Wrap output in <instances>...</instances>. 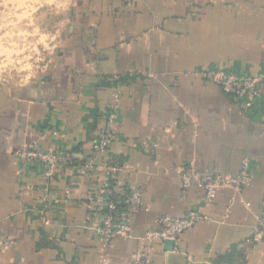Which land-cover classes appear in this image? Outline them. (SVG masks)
I'll list each match as a JSON object with an SVG mask.
<instances>
[{
  "label": "crops",
  "instance_id": "1",
  "mask_svg": "<svg viewBox=\"0 0 264 264\" xmlns=\"http://www.w3.org/2000/svg\"><path fill=\"white\" fill-rule=\"evenodd\" d=\"M54 11L65 16L53 56L25 81H0V222L10 242L0 264H130L138 250L152 264H264V238L252 239L264 201V0H56ZM207 68L260 76L261 97L236 101ZM114 100L116 189L137 185L147 209L128 238L105 247L92 200L102 174L82 166L105 160L91 146ZM32 140L73 156L48 195L29 188L42 183L40 166L13 156ZM245 158L253 175L242 192L221 189L209 205L196 187L182 194L179 167L234 175ZM190 209L211 220L174 244L142 240L161 215Z\"/></svg>",
  "mask_w": 264,
  "mask_h": 264
},
{
  "label": "built area",
  "instance_id": "2",
  "mask_svg": "<svg viewBox=\"0 0 264 264\" xmlns=\"http://www.w3.org/2000/svg\"><path fill=\"white\" fill-rule=\"evenodd\" d=\"M202 75L213 81L226 94L232 96L238 102L253 103L261 97L262 78L244 72L227 69L207 68ZM116 99L117 96H114ZM264 104V97L262 98ZM111 109L106 114L105 126L98 131L92 140L91 151L106 154L103 163L99 164L92 157L84 160L82 169L101 172L102 179L97 187L94 200L101 210V220L98 232L106 247L114 238H128L130 236L133 218L138 213L147 209L141 189L135 184H126L121 195L116 189L118 175L123 169L122 161L110 152L112 144L117 139L113 125L117 123L118 101L114 100ZM43 135H39L38 140ZM13 156L27 163L38 164L41 168L42 183L37 186H29L37 189L44 195L50 191V180L58 168L71 164L72 153L66 150H48L42 148L39 141H29L21 148L13 151ZM179 179L182 194H186L189 188L196 187L203 192L205 205H209L221 189H230L242 192L250 186L253 175V163L249 158L242 160L238 172L234 175L221 173H205L199 175L195 172L192 164L179 167ZM77 181L72 178L70 186H75ZM57 200H55L56 202ZM248 205V203H245ZM211 218L197 209H190L182 216L163 214L158 219V228L149 230L142 236L143 241L151 242L153 239L174 240L184 231L192 228L200 221H209ZM264 238V201L260 213L255 215V232L253 240ZM9 240L2 236L0 222V252L4 251ZM130 264H152L150 254L143 250L135 251ZM165 264V263H161Z\"/></svg>",
  "mask_w": 264,
  "mask_h": 264
},
{
  "label": "rangeland",
  "instance_id": "3",
  "mask_svg": "<svg viewBox=\"0 0 264 264\" xmlns=\"http://www.w3.org/2000/svg\"><path fill=\"white\" fill-rule=\"evenodd\" d=\"M54 3L0 0V81H25L53 56L58 45L55 24L65 16L55 13Z\"/></svg>",
  "mask_w": 264,
  "mask_h": 264
},
{
  "label": "water",
  "instance_id": "4",
  "mask_svg": "<svg viewBox=\"0 0 264 264\" xmlns=\"http://www.w3.org/2000/svg\"><path fill=\"white\" fill-rule=\"evenodd\" d=\"M164 242L167 244H174L175 243V241L174 240H164Z\"/></svg>",
  "mask_w": 264,
  "mask_h": 264
}]
</instances>
